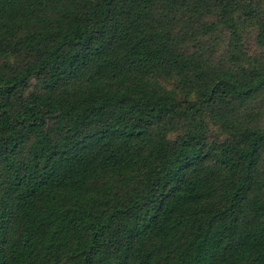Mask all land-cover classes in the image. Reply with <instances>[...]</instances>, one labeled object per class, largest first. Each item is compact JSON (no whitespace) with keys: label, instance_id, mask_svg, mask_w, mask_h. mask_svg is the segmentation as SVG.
<instances>
[{"label":"trees","instance_id":"16d2710c","mask_svg":"<svg viewBox=\"0 0 264 264\" xmlns=\"http://www.w3.org/2000/svg\"><path fill=\"white\" fill-rule=\"evenodd\" d=\"M0 264H264V0H0Z\"/></svg>","mask_w":264,"mask_h":264}]
</instances>
